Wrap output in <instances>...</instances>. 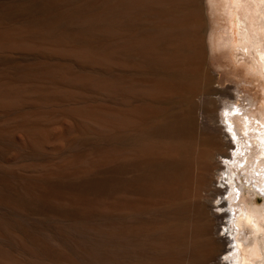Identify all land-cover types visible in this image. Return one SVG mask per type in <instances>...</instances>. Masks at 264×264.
Wrapping results in <instances>:
<instances>
[{
  "label": "bare ground",
  "instance_id": "6f19581e",
  "mask_svg": "<svg viewBox=\"0 0 264 264\" xmlns=\"http://www.w3.org/2000/svg\"><path fill=\"white\" fill-rule=\"evenodd\" d=\"M212 1L229 16L242 4ZM202 2L0 0V264L43 247L13 218L26 211L68 262L264 264V106L209 107ZM244 8L228 19L264 79V0Z\"/></svg>",
  "mask_w": 264,
  "mask_h": 264
},
{
  "label": "rangeland",
  "instance_id": "374dc122",
  "mask_svg": "<svg viewBox=\"0 0 264 264\" xmlns=\"http://www.w3.org/2000/svg\"><path fill=\"white\" fill-rule=\"evenodd\" d=\"M245 1V0H242ZM241 1L240 10L238 11L246 12L245 5L247 3V0L245 1V4ZM212 0H203L202 5L204 7V12L206 16L207 21V31L205 34V41L207 44V64L210 69L209 74V82L206 87L209 88V107H213L214 104L220 105L223 108L232 106L231 104H239L240 106H244L249 109V112L255 113V108L250 106L249 99H254L257 103V108L260 109L261 106H264V103L262 101L264 100V79L262 75H260L257 72L258 66L256 65V60L254 59L255 54L254 53H248V51H244L243 49H240L242 53H238V35L236 33V27L230 23L234 17H236V9L234 7L228 8V11L231 12V16L226 13H222V11H218L216 5L213 3ZM179 5V6H178ZM244 5V6H243ZM176 6L180 9L179 11L186 9L188 10V6L185 4H180L176 2ZM243 7V9H242ZM228 16V17H227ZM231 17L232 19H228ZM236 19H234L235 21ZM183 26H187L186 24H183ZM234 28V29H233ZM256 73H252V71ZM188 99V100H187ZM247 100V101H246ZM169 102V103H168ZM167 105L172 104H181V103H190L191 99L188 97L182 101H168ZM222 109H220L222 111ZM216 110V114L221 117V111ZM257 110V109H256ZM258 114V113H257ZM219 124L223 126L221 122V118L219 119ZM225 127V125H224ZM227 128H224V131L227 133ZM20 134V135H19ZM16 132V139L18 141H23V136L21 133ZM63 135H67L64 138H68L69 134L64 132ZM22 139V140H21ZM64 139V141L66 140ZM231 140L230 135L228 137H224V143H223V150L225 151V156H227L229 153H231V148H229V145L232 143L229 142ZM164 141L162 140V143ZM233 145V144H232ZM16 150H12L13 156H16L15 158L11 157V150L9 151V157L7 156V160L11 161H17L23 160V155ZM18 155V158H17ZM20 155V156H19ZM11 158V159H10ZM225 158L222 155H218L216 157L217 165L222 169V166L224 165ZM220 169V170H221ZM220 174V175H219ZM221 176L222 172L217 170L215 172V178L214 183L212 184V189H217L221 184ZM213 194V193H209ZM246 198V197H245ZM220 196H214L210 201L208 202L207 211L209 213H219L220 206L216 207L219 204ZM246 204L253 210L257 211L258 206L254 198H250L246 201ZM20 217V218H19ZM14 220L23 226L30 227V229L33 230V228H38L36 234L43 235V238L45 239V242L43 243V247L40 248L37 252H30L27 249L23 248H15L9 251V260L7 261L8 264H82L78 261H71L68 262V258L70 257V252L65 247L64 243H60L55 246H52L54 244L53 242L50 243L47 241V235H51L52 230L49 231V226L51 224L50 220L48 218L39 215L35 212L26 211L25 216L20 215L17 217H14ZM22 221V222H21ZM25 221V222H23ZM225 221L224 219H217L213 223L216 228V234L215 238L218 239V242L225 247L224 242L220 239V235L222 233L219 228L222 227V222ZM37 222V223H36ZM43 225V226H42ZM42 232V233H41ZM41 233V234H40ZM45 235V236H44ZM222 241V242H221ZM43 242V241H42ZM51 244V245H49ZM63 245V246H62ZM53 247V248H52ZM62 248V249H61ZM64 249V250H63ZM15 250V251H14ZM14 254V255H13ZM226 255V254H225ZM224 255H220L216 258L214 262H210L209 264H221V257ZM48 260V261H47ZM6 262V263H7ZM17 262V263H16Z\"/></svg>",
  "mask_w": 264,
  "mask_h": 264
},
{
  "label": "water",
  "instance_id": "95a60500",
  "mask_svg": "<svg viewBox=\"0 0 264 264\" xmlns=\"http://www.w3.org/2000/svg\"><path fill=\"white\" fill-rule=\"evenodd\" d=\"M224 232H225V230H223ZM226 237H227V240H230V243H229V246H232V238H231V236L226 232ZM222 262H223V264H230V262L229 261H227V260H222Z\"/></svg>",
  "mask_w": 264,
  "mask_h": 264
}]
</instances>
